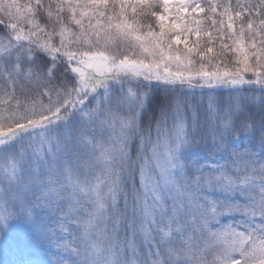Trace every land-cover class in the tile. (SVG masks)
Listing matches in <instances>:
<instances>
[{
  "label": "snow or ice",
  "instance_id": "obj_1",
  "mask_svg": "<svg viewBox=\"0 0 264 264\" xmlns=\"http://www.w3.org/2000/svg\"><path fill=\"white\" fill-rule=\"evenodd\" d=\"M0 264H264V0H0Z\"/></svg>",
  "mask_w": 264,
  "mask_h": 264
}]
</instances>
